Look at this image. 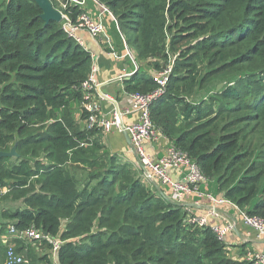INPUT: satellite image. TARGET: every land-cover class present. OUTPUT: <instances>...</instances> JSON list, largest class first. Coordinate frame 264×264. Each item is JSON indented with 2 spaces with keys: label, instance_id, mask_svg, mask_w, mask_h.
I'll use <instances>...</instances> for the list:
<instances>
[{
  "label": "trees",
  "instance_id": "1",
  "mask_svg": "<svg viewBox=\"0 0 264 264\" xmlns=\"http://www.w3.org/2000/svg\"><path fill=\"white\" fill-rule=\"evenodd\" d=\"M49 1L74 21L86 13ZM98 1L140 64L125 92H154V75L171 68L154 125L226 200L264 219V0ZM43 14L33 0L0 5V152L17 145L18 154L0 161V200L23 204L1 213L0 264L11 244L31 264H256L189 222L184 206L108 151L100 129L82 128L73 105L84 101L92 55ZM215 82L224 86L193 100ZM11 226L60 239L56 262L46 240L41 256L19 238L6 244Z\"/></svg>",
  "mask_w": 264,
  "mask_h": 264
},
{
  "label": "built area",
  "instance_id": "2",
  "mask_svg": "<svg viewBox=\"0 0 264 264\" xmlns=\"http://www.w3.org/2000/svg\"><path fill=\"white\" fill-rule=\"evenodd\" d=\"M71 5L80 6L84 10L85 0H70ZM103 7L111 18L116 20L112 13L105 6ZM65 9H67V6L62 5V11H59L62 15L61 21L64 32L78 45L89 51L93 58L91 74L81 87L84 97L81 108L86 118L84 121L85 129L88 131L100 129L104 134L113 131L121 134L126 132L131 138L144 182L150 187H153L154 184L160 185L163 189L162 194L172 202L184 206L188 212V217H193L189 222L200 227H211L218 239L223 242L227 240L232 232L237 230L239 224H242L249 230V235L254 233L257 240L263 241L264 219L251 216L247 211L241 210L235 203L226 200L224 196H216L209 192L206 187L210 183L209 180L186 153L176 148L172 143H168L165 153L161 157L154 159L147 154L146 146L148 144H161L168 140L163 132L154 125L151 119V108L159 98L165 95L172 69L170 68L165 72L154 75V81L158 84V88L154 92L147 94L130 93L131 106L128 109L121 110L118 104L113 105V109L109 113H105L102 102L109 101L110 98L108 96H101L100 100H97L96 93L101 88V82L98 80L99 66L96 64L97 56L86 45L81 33L86 32L93 41L104 43L107 49L106 54L109 58L120 59L130 57L134 60L135 69L133 73H124V75H119L105 84L121 83L125 79L131 78L138 70V65L134 56L129 51L128 45H126L125 55H121L115 51L114 42L107 34L102 20L92 18L86 12L74 21L65 12ZM172 171L178 172V179H173L169 175ZM7 192L8 189H3L4 194ZM187 200L193 201L191 205L187 204ZM205 201H208L210 204L204 207ZM222 205H230L236 210V220H227L224 224L220 225L214 223L215 220L220 219L219 207ZM195 209L204 210L203 214H195ZM15 238H19L27 244L34 242L43 243L44 240L48 241L54 245L52 256L55 262L58 250L63 245L60 239L52 238L35 227L18 231L15 226H11L3 241L8 244ZM243 258L256 264H264V254L262 253L247 252ZM6 264H31V262L18 255L15 246L11 244L8 247Z\"/></svg>",
  "mask_w": 264,
  "mask_h": 264
},
{
  "label": "crops",
  "instance_id": "3",
  "mask_svg": "<svg viewBox=\"0 0 264 264\" xmlns=\"http://www.w3.org/2000/svg\"><path fill=\"white\" fill-rule=\"evenodd\" d=\"M88 1L89 0H86V3ZM90 1H92L93 7L87 6L85 8L86 12L92 18L100 19L104 22L103 24L105 25L107 34L109 35V37L112 38L115 49H118L121 55H125L127 43L119 29L117 21L111 18L109 13L104 10L103 5L98 0H90ZM114 30H116L117 34L119 35V39H120L119 41H116L114 36L112 35V32ZM81 35L85 40V43L89 47V49L97 56L96 64L99 66L98 80L99 82H101V88L96 93L97 99L98 97H101L100 91H102L105 94V96H108L110 99L116 100L121 110L128 109L131 106V99L129 96L130 93L125 92L123 82L114 83L115 85H117L118 88L115 87L113 83L111 84L110 83L105 84V83L109 82L111 79L117 78L119 75H124V73H129V74L133 73L135 69L133 58L130 57H125L120 59L109 58L106 54L107 49L104 43H98L93 41L86 32H82ZM136 64L138 65V69H139L140 64L137 61ZM102 105L104 112L109 113L113 109V105L115 104L109 100V101H103ZM75 115L78 122L81 125H83L82 122L84 121H81L82 109L80 104L76 105ZM104 141L106 146L110 148L113 153L118 154L123 160L127 162H131L132 164L139 167L135 150L133 149V146L128 143L127 139L123 134L118 133L116 131L104 134ZM168 143L171 142L167 140L166 142H162L161 144H155V143L148 144L146 146L147 154L154 159L161 157L162 155H164ZM169 175L173 179L179 178L178 172L172 171L170 172ZM214 185L215 183L210 181V184L206 186L209 192L214 193L213 191V189H215ZM154 187L161 194L163 193V189L160 187V185L154 184ZM215 195L223 196V194H215ZM192 202H193L192 200H187L188 205H191ZM205 202L206 203L204 204V207L210 204L208 201ZM203 211L202 210L200 211V209L194 210V212H196L195 214L197 215H202ZM219 212H220V219L214 221V223H218L219 225L224 224L227 220H236L237 218L236 210L232 208L230 205L220 206ZM225 243L229 246L228 247L229 250L235 256L242 255L243 252L245 254L247 252H256V253L264 254V240L263 241L257 240L254 233L249 235V230L246 229L242 224H239L237 230L235 232H232L228 236Z\"/></svg>",
  "mask_w": 264,
  "mask_h": 264
},
{
  "label": "rangeland",
  "instance_id": "4",
  "mask_svg": "<svg viewBox=\"0 0 264 264\" xmlns=\"http://www.w3.org/2000/svg\"><path fill=\"white\" fill-rule=\"evenodd\" d=\"M6 0H0V5H2L4 2H5ZM89 3V4H88ZM87 6H92L93 7V3H92V1H88L87 3H86V0H85V8L87 7ZM58 11H62L61 9L60 10H58ZM61 24H62V21L60 22ZM118 32H119V30H118ZM119 34H120V32H119ZM112 35L114 36V38H115V40L116 41H119L120 39H119V35L117 34V32H116V30H114L113 32H112ZM123 35V34H122ZM124 37V36H123ZM125 39V38H124ZM121 40H122V38H121ZM129 48V47H128ZM115 51L116 52H118L119 53V51H118V49H115ZM129 51L131 52V54L134 56V59H135V61H137L136 60V58H135V55H134V53H135V51H134V49L131 47V48H129ZM134 52V53H133ZM172 66V65H171ZM114 84V83H113ZM219 85H222V87L224 86V84L223 83H221L220 84V82H215V83H213L212 85H210L205 91H201V92H199L198 93V95L193 99L194 101H198V100H202L203 98H206L207 96H209V95H211L215 90H217L218 89V87H219ZM114 86L115 87H117V85H115L114 84ZM118 88V87H117ZM97 100H100V97H98V99ZM73 109H75V111H76V105H73ZM74 111V110H73ZM85 121V120H84ZM82 128H85V123L84 122H82ZM15 146V145H14ZM13 146V147H14ZM12 147V148H13ZM108 151L110 152V153H113L112 152V150L110 149V148H108ZM11 159H14V158H11ZM12 162H15L14 160H12ZM85 173L84 172H82V171H79V172H76V175L79 177V179L81 180V182H83L84 181V179H85V175H84ZM216 183V182H215ZM215 186V189H213V191H214V195L215 194H220V193H218L217 192V190H216V184L214 185ZM213 186V187H214ZM204 190V189H203ZM21 207H23V204L21 203V202H13L10 198H7L6 196H2V199L0 200V223L1 222H4V220L2 219V217H1V213L2 212H4V211H15V210H17L18 208H21ZM191 218H193V217H191V216H189V220L191 219ZM32 245H30L29 246V248H30V250H31V252L34 254V255H36V256H41V255H43V254H47V253H49L48 252V249L46 248V247H44L43 246V243H31ZM36 264H44V263H40V262H37ZM54 264V263H53Z\"/></svg>",
  "mask_w": 264,
  "mask_h": 264
},
{
  "label": "water",
  "instance_id": "5",
  "mask_svg": "<svg viewBox=\"0 0 264 264\" xmlns=\"http://www.w3.org/2000/svg\"><path fill=\"white\" fill-rule=\"evenodd\" d=\"M33 1L43 11L44 14H43L42 17L45 19L46 22H50V21L61 22V20H62L61 13L53 7V5L51 4V2L49 0H33ZM221 88H222V85H219V87H218L217 90H220ZM100 95L102 97H106L105 94L102 91H100ZM110 101H112L115 105H118V102L116 100L110 99ZM123 135L127 139L128 143L132 145V141H131L130 136L126 132H124ZM15 157H18V154H17V145H15L11 149L10 152H0V161L3 158H15Z\"/></svg>",
  "mask_w": 264,
  "mask_h": 264
},
{
  "label": "bare ground",
  "instance_id": "6",
  "mask_svg": "<svg viewBox=\"0 0 264 264\" xmlns=\"http://www.w3.org/2000/svg\"><path fill=\"white\" fill-rule=\"evenodd\" d=\"M68 4V3H67ZM57 9V8H56Z\"/></svg>",
  "mask_w": 264,
  "mask_h": 264
}]
</instances>
